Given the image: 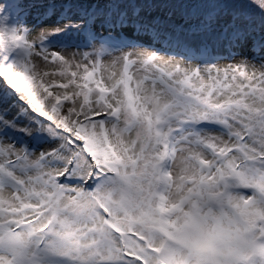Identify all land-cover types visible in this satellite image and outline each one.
Masks as SVG:
<instances>
[{
    "label": "snow or ice",
    "instance_id": "snow-or-ice-1",
    "mask_svg": "<svg viewBox=\"0 0 264 264\" xmlns=\"http://www.w3.org/2000/svg\"><path fill=\"white\" fill-rule=\"evenodd\" d=\"M0 264H264V0H0Z\"/></svg>",
    "mask_w": 264,
    "mask_h": 264
}]
</instances>
